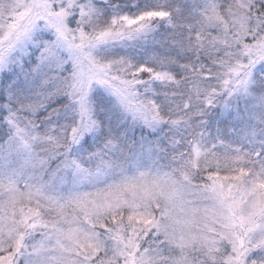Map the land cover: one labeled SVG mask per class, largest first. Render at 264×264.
Instances as JSON below:
<instances>
[{
    "label": "snow or ice",
    "instance_id": "6c2138e0",
    "mask_svg": "<svg viewBox=\"0 0 264 264\" xmlns=\"http://www.w3.org/2000/svg\"><path fill=\"white\" fill-rule=\"evenodd\" d=\"M0 264H264V0H0Z\"/></svg>",
    "mask_w": 264,
    "mask_h": 264
}]
</instances>
